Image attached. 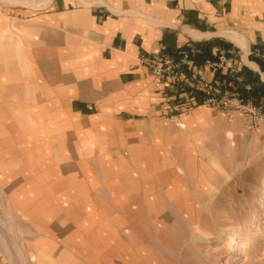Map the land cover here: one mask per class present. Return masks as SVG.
<instances>
[{"label":"crops","instance_id":"obj_1","mask_svg":"<svg viewBox=\"0 0 264 264\" xmlns=\"http://www.w3.org/2000/svg\"><path fill=\"white\" fill-rule=\"evenodd\" d=\"M139 1L149 6L151 26L136 22L142 19L137 10L118 17L102 5L70 9L59 0L44 10L0 11V93L14 98L22 115L44 119L21 125V162L8 151L12 157L6 155L5 163L12 171L0 178L13 202L27 191L37 195L14 202L15 209L39 203L46 188L57 190L58 202L50 195L49 205L37 207L51 213L37 228H48L53 243L69 244L60 247V264H151L142 257L150 249L158 264L155 229L159 218L168 222L160 194L181 211L188 195L173 186L159 188L158 174L173 176L169 164L221 165L228 146L264 173V128L253 129L235 110L227 119L205 106V95L181 92L155 77L149 65L154 56L175 63L185 57L187 76L225 83L224 92L264 112V63L255 56L264 49V24L260 31L251 25L256 13L264 15V0H243L241 7L253 6L241 11L237 0L225 1L229 12L222 0ZM222 12L233 23L229 30ZM4 142L14 146L8 135ZM244 146L248 151L240 154ZM15 164L22 165L19 171ZM16 185L17 192H9ZM61 188H69L63 203ZM164 242L173 248L172 240Z\"/></svg>","mask_w":264,"mask_h":264},{"label":"rangeland","instance_id":"obj_2","mask_svg":"<svg viewBox=\"0 0 264 264\" xmlns=\"http://www.w3.org/2000/svg\"><path fill=\"white\" fill-rule=\"evenodd\" d=\"M40 1L0 0V11L13 10L16 6H30L33 9L44 10L48 8L49 2L52 0ZM59 1L68 3L67 6L70 9L102 5L118 17H130L133 10H137V13L142 16V19L136 21L138 24L146 27L155 23L149 16V6L139 0ZM207 1L215 5L213 0ZM225 1L229 2V0H222V6L224 11L229 12L231 5ZM230 1L235 2L236 0ZM236 2H238L237 8L240 11L248 5L253 6V3L247 5L245 3L241 7L243 0H237ZM234 6L236 5L233 3ZM223 14L222 12V23L227 25L230 20ZM255 15L256 17L251 19V25L252 28H255L253 31H260L264 24V15L261 13ZM230 24L233 23L230 22L229 26H226V30H229ZM258 28L261 29L258 30ZM225 35L231 37L229 34ZM2 76H4V73L2 75L0 71V87L4 85ZM188 77L191 78V76ZM3 78L6 80L5 77ZM160 79L169 82L165 77ZM174 86L181 92H185V86H181V84ZM6 96L5 93H0V112L3 113L0 114V176L3 173H11L10 171H12L9 165L5 163V160H7L6 155L11 156L7 154L8 151H13V158L21 162V125L44 123V119L40 115H22L23 109L13 108L15 104L11 101L14 98H4ZM13 97L15 96L13 95ZM16 106H20V104ZM205 106L217 112H225L227 114L225 117L229 120L232 116L228 112L238 111L235 102H231L226 109L220 106L206 104ZM7 111H13L16 114H4ZM240 114L245 116L242 112ZM34 134L38 135L39 133L35 131ZM7 135L8 139H13V147L1 145V143L5 144L4 141ZM40 135L43 136L44 133L40 132ZM192 147L188 149L191 150ZM193 148L198 150L196 147ZM230 149L228 146L222 149L226 155L225 161L221 165H215L207 161L204 163L185 162V165L169 164L174 168L172 178H170L171 172L164 175L158 174L159 188L169 190L173 186L174 190L178 188L188 194L185 195V204L179 203L184 205L183 211L174 207L175 204L168 203L165 195L160 194V200H163L167 205L166 211L163 212L166 213L164 216H167L168 222H163L161 221L162 218H159L155 229L159 241L162 242V244L160 242L156 244L159 256L158 264H264V173L255 167L256 164L246 163L242 155L236 156V148ZM237 150L242 154L246 153L248 148L244 146ZM187 159L188 157L185 156V160ZM189 159L197 158L189 157ZM169 165L166 166L169 167ZM21 166V164H15V170L13 171H19ZM163 176L164 178H162ZM14 182L17 184L16 180ZM36 182L37 184H44L45 181L37 180ZM46 183V187H48V180H46ZM10 184H12L11 181ZM6 187L5 181L0 178V264H60L58 260L61 256L60 247L65 250V247H68L69 244H62L61 246L57 242L53 243L48 228H37V223L41 218L45 221L51 218L50 212L37 211V207L43 209L44 204L49 205L53 201H46L50 198V195H53L52 199L55 195L56 202H58L57 190L55 191L53 187L46 188L39 203H29L25 210H22L15 209L12 204L18 203L21 199H33L37 195H34L33 190L23 191L25 196H15L14 203L11 200L12 197L6 195L8 194ZM17 187L18 185L12 187L9 192L14 191L15 194ZM42 189L44 190V188ZM68 189L61 188L62 203L66 201L63 193ZM45 193L46 198L44 201ZM39 231L45 233L44 238L38 236ZM21 240L24 243L21 244ZM166 240L173 241V248H169L170 244L164 242ZM4 243L9 246L7 253L5 252L6 246ZM234 246L235 250L232 252ZM154 256L155 252L150 249L147 254L146 252L143 253V261L145 262L148 257V259L150 258L148 262L153 264L155 262L152 261Z\"/></svg>","mask_w":264,"mask_h":264},{"label":"built area","instance_id":"obj_3","mask_svg":"<svg viewBox=\"0 0 264 264\" xmlns=\"http://www.w3.org/2000/svg\"><path fill=\"white\" fill-rule=\"evenodd\" d=\"M255 56L264 63V49L257 51ZM149 65L153 69L155 77H165L166 80L174 85L181 84L185 88L205 95L206 105L220 106L226 109L231 102H235L236 110L244 113L250 127L256 129L264 128V113L262 110L245 103L238 95L224 92L222 88L225 87V83L204 82L198 75H193L189 78L185 73V65H189L185 57L181 63H175L163 56H154L149 60Z\"/></svg>","mask_w":264,"mask_h":264},{"label":"bare ground","instance_id":"obj_4","mask_svg":"<svg viewBox=\"0 0 264 264\" xmlns=\"http://www.w3.org/2000/svg\"><path fill=\"white\" fill-rule=\"evenodd\" d=\"M232 250H233L232 252H234V250H235V246H234V247H232Z\"/></svg>","mask_w":264,"mask_h":264}]
</instances>
